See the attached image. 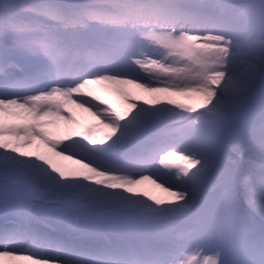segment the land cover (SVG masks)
Instances as JSON below:
<instances>
[{
  "label": "snow or ice",
  "instance_id": "6c2138e0",
  "mask_svg": "<svg viewBox=\"0 0 264 264\" xmlns=\"http://www.w3.org/2000/svg\"><path fill=\"white\" fill-rule=\"evenodd\" d=\"M5 257L264 264V0H0Z\"/></svg>",
  "mask_w": 264,
  "mask_h": 264
},
{
  "label": "bare ground",
  "instance_id": "6f19581e",
  "mask_svg": "<svg viewBox=\"0 0 264 264\" xmlns=\"http://www.w3.org/2000/svg\"><path fill=\"white\" fill-rule=\"evenodd\" d=\"M74 112L77 115V119L80 122V125L85 124V119L87 118L88 114L87 113H81L78 109H74ZM94 122V121H92ZM62 164L66 165L70 169H78L80 168L79 164L74 163L73 160H63L61 161ZM138 191L137 195H142L144 192H147L149 195L154 196L156 198H159L161 200L167 201L170 199L169 195L167 192L163 191L162 188H159L156 186L155 183H152L151 180L145 181L143 184L137 186ZM147 197H145L146 199ZM0 264H29L27 261H20V260H13L10 258H3V260H0Z\"/></svg>",
  "mask_w": 264,
  "mask_h": 264
},
{
  "label": "rangeland",
  "instance_id": "374dc122",
  "mask_svg": "<svg viewBox=\"0 0 264 264\" xmlns=\"http://www.w3.org/2000/svg\"><path fill=\"white\" fill-rule=\"evenodd\" d=\"M177 66L179 67V66H182V65H177ZM108 98L110 99V102L114 106L119 104V100H118L117 97L112 96V97H108ZM177 99H180V98H177ZM92 121H93L92 117L88 115L87 118L85 119V121H83V122H85V124H83V125H87L89 123H93ZM83 125H81V126H83ZM169 163L172 165L173 169H175L178 166H184V162L179 160L178 157L171 158Z\"/></svg>",
  "mask_w": 264,
  "mask_h": 264
}]
</instances>
